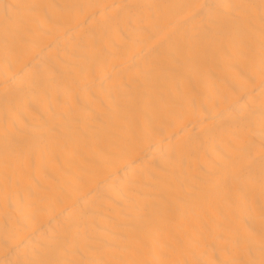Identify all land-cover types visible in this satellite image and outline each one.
Masks as SVG:
<instances>
[{"label":"bare ground","instance_id":"obj_1","mask_svg":"<svg viewBox=\"0 0 264 264\" xmlns=\"http://www.w3.org/2000/svg\"><path fill=\"white\" fill-rule=\"evenodd\" d=\"M0 264H264V0H0Z\"/></svg>","mask_w":264,"mask_h":264}]
</instances>
